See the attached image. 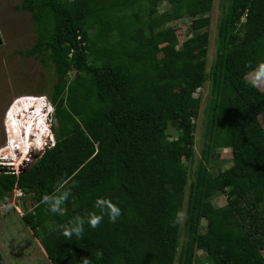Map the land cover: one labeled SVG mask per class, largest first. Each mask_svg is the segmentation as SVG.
<instances>
[{"label": "trees", "instance_id": "trees-1", "mask_svg": "<svg viewBox=\"0 0 264 264\" xmlns=\"http://www.w3.org/2000/svg\"><path fill=\"white\" fill-rule=\"evenodd\" d=\"M162 2L168 9L151 14ZM212 2L20 0L16 6L30 14L35 33L23 54L46 57L53 67L56 142L18 175L0 173V200L14 187L32 194L22 221L51 264L85 258L190 264L181 227L209 264H264V90L244 78L264 62V0H231L217 25L220 52L207 69L210 18L200 12ZM183 19L190 24L181 42L175 31L160 33ZM206 83L212 91L220 85L212 147L230 149L231 165L207 176L199 168L189 181L200 108L194 96ZM61 180L71 194L64 215L52 214L42 198ZM214 186L226 196L222 207L211 203ZM97 199L121 209L117 221L105 215L96 229L86 223L81 238H65L59 226L99 215ZM178 211L184 219L173 223Z\"/></svg>", "mask_w": 264, "mask_h": 264}, {"label": "rangeland", "instance_id": "rangeland-1", "mask_svg": "<svg viewBox=\"0 0 264 264\" xmlns=\"http://www.w3.org/2000/svg\"><path fill=\"white\" fill-rule=\"evenodd\" d=\"M20 0H0V146L5 141V133L2 127V116L12 100L22 95H44L50 100L55 74L50 61L44 57L42 62L35 56L27 57L23 53L28 50L35 41V33L30 14L17 9ZM231 0H213L208 8L201 9L200 17H209L208 27L209 44L207 69L220 52L217 43V25L220 19H224ZM169 5L162 2L155 5L151 14L159 15L168 9ZM137 18V15L134 14ZM190 19H183L170 23L160 33L173 32L178 35L179 41L184 39L188 30ZM147 38L146 43H151ZM73 72L69 73L71 78ZM220 85L212 91L206 83L196 93L200 99V108L195 120L194 131V157L189 167L190 179L193 180L196 171L206 176L217 169H226L231 165V151L228 148L213 150L212 143L216 125L218 98ZM261 114V113H260ZM262 115L259 121L264 127ZM13 131L16 133L14 122ZM20 128V121H18ZM57 123H55L54 127ZM13 132V135H16ZM173 130H168V135ZM55 136L56 133L54 132ZM187 165H189L187 163ZM204 189V188H203ZM202 189V190H203ZM214 194L211 203L215 208L222 207L226 203V196L214 186ZM10 194L6 201L0 200V252L3 258L2 264H51L46 255L40 250V244L33 235V231L22 221L25 210H32L34 201L32 194H26L20 199ZM64 215V211L63 214ZM17 221L18 224L15 222ZM204 226L200 220L199 227ZM25 229V230H24ZM20 230V232H19ZM30 231V232H29ZM181 227L180 247L189 243L192 252L190 264H209L205 254L194 248V240ZM12 243V244H11ZM11 244L10 246H8ZM42 255V256H41ZM264 256V252H263ZM175 264H177L175 262Z\"/></svg>", "mask_w": 264, "mask_h": 264}, {"label": "built area", "instance_id": "built-area-1", "mask_svg": "<svg viewBox=\"0 0 264 264\" xmlns=\"http://www.w3.org/2000/svg\"><path fill=\"white\" fill-rule=\"evenodd\" d=\"M54 113V105L44 95H22L12 100L2 116L5 141L0 146V173L18 175L22 169L31 166L46 149L55 145L56 138L51 136L55 135L56 128ZM12 120L20 121V128L16 133L12 129ZM41 120L49 128V135L48 132L42 135L37 126ZM11 194L17 199L24 196L16 187Z\"/></svg>", "mask_w": 264, "mask_h": 264}, {"label": "clouds", "instance_id": "clouds-1", "mask_svg": "<svg viewBox=\"0 0 264 264\" xmlns=\"http://www.w3.org/2000/svg\"><path fill=\"white\" fill-rule=\"evenodd\" d=\"M249 67L251 68L250 65ZM244 78L249 87L254 89L264 88V62L259 63L254 68H251V70L245 74ZM199 91L200 89L196 93H199ZM194 97H196V95ZM37 126L40 127L42 135H44L46 132H48V135L50 134L49 128L42 120L38 122ZM51 130L53 129L51 128ZM51 136L54 138L55 135L51 134ZM67 184L68 181L66 180L58 181L55 191L50 195L43 196L42 203L48 205V211H50L52 214H63L64 209L62 206L71 194V189L66 187ZM94 206L99 209V215L94 212L90 213L87 218L77 215L72 220H70L67 225L59 226L58 230L61 231V234L67 239H71L73 235H75L77 238H81L83 236L84 226L86 223L92 229H96L100 226L105 215H107L110 222L115 223L122 214L121 209L116 204L107 199H97ZM184 216L185 214L183 211H178L173 223L181 222L184 219ZM83 264H92V262L89 258H85L83 260Z\"/></svg>", "mask_w": 264, "mask_h": 264}, {"label": "crops", "instance_id": "crops-1", "mask_svg": "<svg viewBox=\"0 0 264 264\" xmlns=\"http://www.w3.org/2000/svg\"><path fill=\"white\" fill-rule=\"evenodd\" d=\"M258 89H260V90H264V88H258ZM264 110H262L261 111V114L260 115H262V112H263ZM260 115H259V117H260ZM263 120H264V115H263V118H262ZM16 224H18L17 223V221L15 222ZM25 230V229H24ZM19 232H20V230H19ZM30 232V231H29ZM12 244V243H11ZM11 244H9L8 246H10ZM40 250H42V252L44 253V255H45V252L43 251V249H42V247H41V245H40ZM0 255H1V252H0ZM42 256V255H41ZM2 262H3V258H2V255H1V262H0V264H2Z\"/></svg>", "mask_w": 264, "mask_h": 264}, {"label": "bare ground", "instance_id": "bare-ground-1", "mask_svg": "<svg viewBox=\"0 0 264 264\" xmlns=\"http://www.w3.org/2000/svg\"><path fill=\"white\" fill-rule=\"evenodd\" d=\"M13 122H14V125H15V128H16V131L18 130V128H19V124H18V121H14L13 120ZM13 134V133H12Z\"/></svg>", "mask_w": 264, "mask_h": 264}, {"label": "water", "instance_id": "water-1", "mask_svg": "<svg viewBox=\"0 0 264 264\" xmlns=\"http://www.w3.org/2000/svg\"><path fill=\"white\" fill-rule=\"evenodd\" d=\"M1 43H2V40H1V37H0V45H1Z\"/></svg>", "mask_w": 264, "mask_h": 264}]
</instances>
